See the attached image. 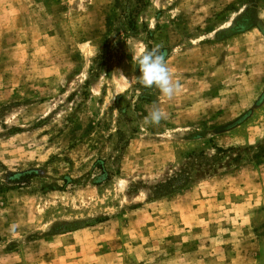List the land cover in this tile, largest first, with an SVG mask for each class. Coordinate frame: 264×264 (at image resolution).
<instances>
[{"label":"rangeland","instance_id":"374dc122","mask_svg":"<svg viewBox=\"0 0 264 264\" xmlns=\"http://www.w3.org/2000/svg\"><path fill=\"white\" fill-rule=\"evenodd\" d=\"M0 264H264V0H0Z\"/></svg>","mask_w":264,"mask_h":264},{"label":"clouds","instance_id":"9594fccd","mask_svg":"<svg viewBox=\"0 0 264 264\" xmlns=\"http://www.w3.org/2000/svg\"><path fill=\"white\" fill-rule=\"evenodd\" d=\"M136 59L140 71L139 82L145 88L158 89L167 101L174 100L181 90V83L166 63L161 46L141 47ZM167 119V111L159 105H153L143 123L145 126H158Z\"/></svg>","mask_w":264,"mask_h":264},{"label":"trees","instance_id":"16d2710c","mask_svg":"<svg viewBox=\"0 0 264 264\" xmlns=\"http://www.w3.org/2000/svg\"><path fill=\"white\" fill-rule=\"evenodd\" d=\"M21 175L22 176H25V177H32L33 176V173H32V171H26V172H22Z\"/></svg>","mask_w":264,"mask_h":264}]
</instances>
